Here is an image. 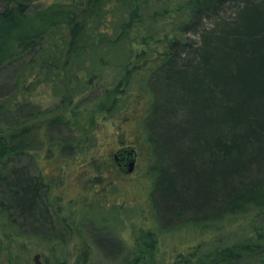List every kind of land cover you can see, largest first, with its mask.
I'll return each instance as SVG.
<instances>
[{
	"label": "trees",
	"instance_id": "trees-1",
	"mask_svg": "<svg viewBox=\"0 0 264 264\" xmlns=\"http://www.w3.org/2000/svg\"><path fill=\"white\" fill-rule=\"evenodd\" d=\"M61 72L74 109L83 95L96 113L114 115L122 132L134 131L143 143L152 161L142 176L149 215L136 207L142 223L124 252L120 243L85 230L86 215L73 212L74 200L49 196L56 179L6 171L0 176L9 196L0 201L3 234L43 247L47 264H93L97 249L116 264H264V0L2 1L0 74L13 77L10 98L58 85ZM8 103L0 102V135L19 132L38 113L5 123L14 114ZM14 105L19 114L27 103ZM92 121L69 122L72 131H83L73 152L94 145L87 139ZM13 136L0 137V165L31 156ZM65 146L50 142L51 158L59 159ZM115 153L113 169L124 174ZM96 167L95 173L102 170ZM91 197L94 204L86 206L96 209L100 199ZM111 209L108 217L98 205L100 218H91L98 230L123 225L121 209ZM12 212L29 222L27 231ZM165 240L174 241L166 261Z\"/></svg>",
	"mask_w": 264,
	"mask_h": 264
},
{
	"label": "rangeland",
	"instance_id": "rangeland-1",
	"mask_svg": "<svg viewBox=\"0 0 264 264\" xmlns=\"http://www.w3.org/2000/svg\"><path fill=\"white\" fill-rule=\"evenodd\" d=\"M2 1L4 0H0V9ZM31 1L33 6H44L54 1L66 0ZM5 73L8 75L11 74V71L6 70ZM61 74L58 85H40L36 93L27 99L16 98L15 96L10 98L15 90L13 77L0 74V102L4 99H9L8 110L10 112L8 113H14L12 114L13 118L5 120V123L26 117L28 115L26 112L29 110L33 111L32 113L38 112L33 118L24 122L19 132L15 130L0 135L3 139H8L7 136L12 134L14 135L13 142L15 144L27 145L29 150H31V156L22 154L16 157L14 161L0 165V176L12 171L18 175L29 173L28 176L34 177L33 179L38 178V180L39 176L43 175L44 179L51 183H54L56 179L57 184L49 191V196L61 197L62 203L74 200L72 205L73 212L77 216L86 215L84 218L85 230L89 233H101L106 236L107 241L120 243L123 245L121 248L126 252L132 243V230L138 229L142 223L139 219V209L143 211L145 217L149 215L150 205L147 200L149 183L142 176L145 168L150 163L152 164V161L148 157L147 150L142 146L143 143L140 145L138 139L135 138L134 131L122 132L118 128V119L114 115L96 113L95 111H98L97 106L92 105V103L86 104L89 100L83 99V95H79L77 102L79 107L75 106L74 109V105H70L67 98L69 81L63 72ZM114 83L116 84V82ZM113 84L109 85L110 88H113ZM98 92L99 90L97 94ZM16 101H25L28 105L24 106L19 111V114L15 112L17 110L14 105ZM25 114L26 116H24ZM6 116L9 117L11 115L7 114ZM87 116H91L93 120L92 123H89L93 127L87 139L90 140L89 143L94 142V145L89 149L83 146L77 147L73 152L70 146L78 141L83 142L80 140L83 138L80 134L83 131L80 128V130L72 131L69 122L72 124V121H74L77 125H81L85 123ZM103 117L107 118L104 119ZM139 139H143V137L140 136ZM50 142L52 144L60 142L63 147L68 145L65 146L64 150H61L59 159L51 158L52 156L55 157V155L50 151ZM134 146L138 150L136 155L137 165L134 170L128 174L114 170L112 154L117 152L119 148H131ZM33 155L37 156L36 162ZM62 158H66V160ZM96 165L102 166V170L97 173H95ZM94 177L101 178L103 181L101 180L102 182H99L96 186L95 184L92 185L90 184V179ZM7 180H12V177ZM44 187L42 186V191H44ZM87 187H89L90 191ZM0 191L2 192H0V201L6 203L9 196L5 188L0 187ZM91 195L100 199L98 204L95 200L96 209L93 207L87 208L88 205L86 206L87 203L92 202ZM41 196L44 198L46 195L41 192ZM91 204L94 203L92 202ZM98 205L102 206V210L108 217L113 216L112 206L115 208L119 207L121 209L119 221L123 225L117 223L115 225L116 229L111 230L103 227L98 230L92 220L93 216L97 220L100 218L96 214ZM136 207L139 209H136ZM14 215L15 212H12L11 217H14ZM15 220H18L17 226L21 224L20 230L27 231L29 229L28 221L19 217ZM43 227L50 232L49 223L43 225ZM185 241L187 244H193L197 242V239L186 238ZM173 242L172 240H165V244L160 249L162 258H165V261L169 255V244L172 245ZM109 250H113V248ZM35 254H39L41 264H47L51 260L49 252L43 247L27 244L23 239L16 237L9 238V236L0 231V264H35L33 260ZM107 254L114 257L115 251H110ZM92 261L93 264H116L114 260L105 258L99 249L94 251Z\"/></svg>",
	"mask_w": 264,
	"mask_h": 264
},
{
	"label": "water",
	"instance_id": "water-1",
	"mask_svg": "<svg viewBox=\"0 0 264 264\" xmlns=\"http://www.w3.org/2000/svg\"><path fill=\"white\" fill-rule=\"evenodd\" d=\"M124 154V155H123ZM120 155L124 156L126 160L122 159V162H124V168H122V170L126 173H131L135 167V151L133 148L129 149V150H121V151H117L114 154L115 160L117 163H119L118 161L120 160ZM120 166V164H118ZM39 254H35L33 257L34 263L35 264H41L40 259H39Z\"/></svg>",
	"mask_w": 264,
	"mask_h": 264
},
{
	"label": "flooded vegetation",
	"instance_id": "flooded-vegetation-1",
	"mask_svg": "<svg viewBox=\"0 0 264 264\" xmlns=\"http://www.w3.org/2000/svg\"><path fill=\"white\" fill-rule=\"evenodd\" d=\"M123 155H124V154H123ZM122 159L126 160L124 156H121V155H120V160L118 161V162H119L118 164H120V168H121V167L124 168V165H123L124 162H122ZM121 169H122V168H121Z\"/></svg>",
	"mask_w": 264,
	"mask_h": 264
}]
</instances>
